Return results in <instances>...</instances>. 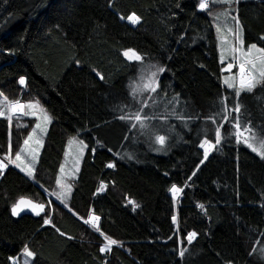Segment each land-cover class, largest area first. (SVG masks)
I'll list each match as a JSON object with an SVG mask.
<instances>
[{
	"label": "trees",
	"instance_id": "obj_1",
	"mask_svg": "<svg viewBox=\"0 0 264 264\" xmlns=\"http://www.w3.org/2000/svg\"><path fill=\"white\" fill-rule=\"evenodd\" d=\"M200 2L0 0V96L38 100L50 115L33 175L0 170V264L24 248L28 264H264V157L235 134L238 117L264 136V84L239 96L224 84L211 17L234 8L243 45L264 48V0ZM129 49L143 59L129 60ZM144 66L164 71L142 105L132 86ZM136 113L143 128L121 119ZM34 123L0 116V156ZM72 135L85 152L60 202L51 194ZM21 197L43 211L13 215ZM105 237L118 243L101 251Z\"/></svg>",
	"mask_w": 264,
	"mask_h": 264
},
{
	"label": "rangeland",
	"instance_id": "obj_2",
	"mask_svg": "<svg viewBox=\"0 0 264 264\" xmlns=\"http://www.w3.org/2000/svg\"><path fill=\"white\" fill-rule=\"evenodd\" d=\"M219 1H222V0H212V2H219ZM223 1H227V0H223ZM205 2L208 4L209 0H205ZM228 2L231 3V0H228ZM199 8H200V6H199ZM232 10H233V8H231L229 6L227 8L218 9V12H223L224 16L227 19H230ZM234 11H235V9H234ZM127 22H129L130 24H133L128 20H127ZM257 48H259V47L257 46ZM247 49H248V46L245 47L243 49V51H247ZM218 57H219V60H221L222 62L225 63V65L223 67V75H222V79H223L224 84H225V80L229 79L231 82L236 84L237 88H239V79H240V77H239V64L243 60L242 53L239 52L237 55L233 54L231 56L220 54ZM157 69L158 68H154L153 66H144L139 71L137 79L133 83V86H132L133 92L132 93L135 96L141 97V99L145 97L144 99H142V105H144L149 100L151 92H152L150 89L144 90L143 86L147 83L152 82L153 86L156 87L158 76L160 73L157 71ZM259 70H260V66L257 65V72ZM152 73H156V76L154 78V82L152 80ZM233 77L235 78L234 80L232 79ZM16 102H19L20 104H23L25 106H27L29 104L37 105L36 108L24 107L23 109L18 110L15 113H12V115L13 114H25V113H27L26 115H30V116H33L35 118V123L32 126V128L30 129V131L28 132V134L26 135V137L23 139L19 148L15 152H10V148H9V152L7 153V155L0 156V159H5V163L14 165L21 172H23L25 175L29 176L22 169L25 166H29V165L32 168L34 167V163L37 159V156H38V153H39V150L41 147L43 136L46 132V129H47V126H48V123L50 120V115H49L47 109L44 107V105L42 103H40L38 100L34 99V100H28L25 102L10 101L7 98L5 100L4 96H0V111L7 113V116H8L9 115V109H8L7 105L12 104V103H16ZM45 116L48 118L47 120L45 119ZM37 125H39V127H37ZM246 127H248V126H241L240 125L239 129H237L235 127V134L237 136V139L239 141H241L244 145H246L251 151H253L254 153H256L257 155H259L261 157H264V154H262V153H264V148L261 147V143H264V136H260V135L256 134L255 132L252 131V129L250 127H248L249 131L244 132L243 129H245ZM217 129H219V131H220L219 127ZM238 133H242V134H240L238 136ZM30 136H31V139L29 140ZM245 139H248V144L243 142ZM25 140H29V143L27 145H25V143H24ZM37 141H39L40 143H37ZM249 144H251L252 147H249L248 146ZM203 145H204V143H203ZM205 147H207V145L203 146L204 151H205ZM254 148L256 149V151L253 150ZM17 152L22 153L21 161H16V163H11L10 161L15 160V155ZM84 152H85L84 141L75 135L70 136L69 139L67 140L63 159L61 161L59 171L57 174L56 190L53 191L51 194V197L53 199L59 200L60 202H64L67 199V196H68L70 188H71V178L76 176L78 168H79L80 160H81V157L84 154ZM33 154H35V160H33V158H32ZM17 165H20V166L18 167ZM57 180L60 181L59 184L57 183ZM170 193L173 196V198H176L179 192L174 195L173 192L170 190ZM46 194L49 197V194L48 193H46ZM22 198L26 201H31L32 204H42V203H36V202L32 201L31 199L21 197L15 201L13 206L16 205ZM13 206L11 207V212H12ZM22 210L30 211L34 214H36L37 211L40 212L39 209H37L36 211H33L32 208L24 207V206H21L20 211H22ZM88 218H89V216L86 218L85 221H87ZM89 225H91V224H89ZM106 244H107V240L104 238L102 248L105 247ZM26 250L30 251L28 248H24L22 250L20 258L14 257L12 259L15 262V264H28L29 263L31 257L27 256ZM260 254L264 257V247L263 246L260 247Z\"/></svg>",
	"mask_w": 264,
	"mask_h": 264
},
{
	"label": "snow or ice",
	"instance_id": "obj_3",
	"mask_svg": "<svg viewBox=\"0 0 264 264\" xmlns=\"http://www.w3.org/2000/svg\"><path fill=\"white\" fill-rule=\"evenodd\" d=\"M199 6L201 9H206L208 7V4L205 2V0H201ZM139 19L140 18L138 16H136L134 13L127 17V20L133 24L138 23ZM229 31H231V30H229ZM235 38L239 42L240 48H234L233 51L234 52H241L242 57H243L242 62L239 64V77H240L239 88H237L236 84L231 82L229 79L225 80V84L227 85V87L235 89V94L237 96H239V94L242 91L252 92L253 89L257 87V85L264 84V48H257V46L255 44H252L251 46L248 47L247 51H243V40H242V37H241V34L239 31L235 34ZM124 55L127 56L129 60L141 61L143 59L140 55H138L134 50H131V49L127 50L124 53ZM257 65L260 66V70L258 72H257ZM157 71L163 72L164 69L159 68V69H157ZM155 76H156V73H152L153 82H154ZM232 79L234 80L235 78L233 77ZM20 83L21 84L24 83L23 78L20 80ZM143 88H144V90L150 89L153 92L156 91V87L153 86L152 82L145 84L143 86ZM5 100H6V98H5ZM145 106H147V105H145ZM7 107L9 109V115L7 116V118L9 119V121H11L12 113L17 112L18 110H21L24 107L36 108L37 105L29 104V105L25 106L23 104H20L19 102H16V103L8 104ZM239 110H240V106H239V104H236L234 111H236L238 113ZM25 114H27V113H25ZM4 115H5V113L3 111H0V116H4ZM132 118H134L142 128L144 127L143 118L141 117V115L139 113L134 114V117H121V119H132ZM45 119L47 120L48 118L45 116ZM135 126L136 125H133V127H135ZM37 127H39V125H37ZM235 127L237 129L240 128V122H239L238 117L236 119ZM243 131L247 132V131H249V128L246 127L245 129H243ZM240 134H242V133H238V136ZM30 139H31V136L29 137V140ZM156 139H157V142H159L160 144H163L165 142V138L163 136H158V137H156ZM220 139H221V133H220L219 129H216L215 130L216 144L220 143ZM29 140H25V142H24L25 145H27L29 143ZM243 142L248 144V139H245ZM37 143H40V142L37 141ZM205 145H207V147H205V153H204L205 158H206L208 155L209 148L214 147V145H212L211 142L207 141V140L204 142V145H202V147ZM248 146L252 147L251 144H249ZM261 147L264 148V143H261ZM253 150L256 151L255 148ZM262 154H264V153H262ZM21 155H22L21 152H17L15 155V160H12L10 162L16 163V161H21ZM32 158H33V160H35V154H33ZM7 166H8V164L5 163V159H0V170H3ZM17 166L19 167L20 165H17ZM112 166L113 165H109V167H112ZM22 170L25 171L29 176L33 175L34 169L30 165L25 166ZM57 183L59 184L60 181L57 180ZM103 187L104 186L102 185L101 190L103 189ZM171 191L175 195L176 193L180 192L181 189H178L175 186H173ZM21 206L30 207V208H32L33 211H36L37 209H39L40 211H43V209H44L43 204H32L31 201H26L22 198L16 205L13 206V208H12L13 215L19 214V211L21 210ZM36 214L39 215L40 212L37 211ZM173 219H175V218H173ZM99 220H100V217L92 215L89 217V219L87 221H85V223L91 224L93 228H97V230H98V221ZM45 223L46 224L50 223V221L45 220ZM194 236H195V233L189 234V240L194 238ZM105 239L107 240V244L105 245V247L100 249L101 251H107L110 249V247L112 245H115L118 243L116 240H113V239L108 238V237H105ZM26 254L29 257L33 256V253L30 251H27V250H26ZM181 255H183V253H181Z\"/></svg>",
	"mask_w": 264,
	"mask_h": 264
},
{
	"label": "crops",
	"instance_id": "obj_4",
	"mask_svg": "<svg viewBox=\"0 0 264 264\" xmlns=\"http://www.w3.org/2000/svg\"><path fill=\"white\" fill-rule=\"evenodd\" d=\"M211 17L216 34L218 56L220 54L230 56L233 54L237 55L239 52H234L233 49L240 48V45L235 38V34L239 31L242 37V27L234 11V8L231 11L230 19H227L223 12H218V10L211 12ZM251 45L252 44L248 45V47ZM244 48L245 46L243 45V49ZM92 215L95 214H90L89 217Z\"/></svg>",
	"mask_w": 264,
	"mask_h": 264
}]
</instances>
